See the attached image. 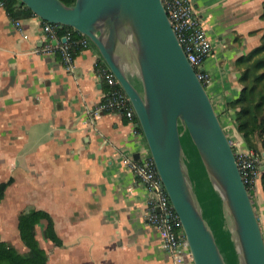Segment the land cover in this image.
I'll use <instances>...</instances> for the list:
<instances>
[{
	"label": "crops",
	"instance_id": "crops-1",
	"mask_svg": "<svg viewBox=\"0 0 264 264\" xmlns=\"http://www.w3.org/2000/svg\"><path fill=\"white\" fill-rule=\"evenodd\" d=\"M188 2L212 45L204 87L223 129L235 132L237 61L261 44L264 0ZM48 42L40 18L13 20L0 5V182L12 179L0 203L1 241L26 253L18 215L34 208L50 215L61 241L44 238L45 221L35 228L47 264H171L147 222L149 193L118 155L138 159L143 134L114 112L90 124L105 91L94 76L98 50H80L70 75L58 54L39 51ZM254 193L264 204L260 180Z\"/></svg>",
	"mask_w": 264,
	"mask_h": 264
},
{
	"label": "water",
	"instance_id": "water-1",
	"mask_svg": "<svg viewBox=\"0 0 264 264\" xmlns=\"http://www.w3.org/2000/svg\"><path fill=\"white\" fill-rule=\"evenodd\" d=\"M19 1L42 21L72 28L98 50L134 109L193 264L226 262L184 168L180 127L187 131L223 203L240 263L264 264V237L232 145L162 0H76L71 6L60 0ZM128 41L137 81L123 59Z\"/></svg>",
	"mask_w": 264,
	"mask_h": 264
},
{
	"label": "built area",
	"instance_id": "built-area-1",
	"mask_svg": "<svg viewBox=\"0 0 264 264\" xmlns=\"http://www.w3.org/2000/svg\"><path fill=\"white\" fill-rule=\"evenodd\" d=\"M162 4L187 60L194 68L202 85H208L211 79L203 69V65L212 55V45L200 15L188 0H162ZM41 22L43 34L49 42L42 46L39 51L58 54L66 71L70 75H74L76 71V47L80 46L85 49L90 46L91 42L87 38L79 42L72 41L70 33L59 37L58 25L42 20ZM15 25L20 28V22H15ZM26 37L24 36V38ZM94 76L105 87V91L97 109L89 112L90 124H94L103 112H114L123 115L142 134L127 95L103 60L95 64ZM234 153L243 183L248 191H255L261 175L260 159L252 151H245L241 154L235 151ZM118 155L149 193L147 222L157 232L162 248L170 256L171 264H184L186 261L193 264L182 225L158 175L148 147H145L138 159L123 153H118Z\"/></svg>",
	"mask_w": 264,
	"mask_h": 264
},
{
	"label": "trees",
	"instance_id": "trees-1",
	"mask_svg": "<svg viewBox=\"0 0 264 264\" xmlns=\"http://www.w3.org/2000/svg\"><path fill=\"white\" fill-rule=\"evenodd\" d=\"M67 6H71L76 0H60ZM2 8L6 14L13 20L26 18L33 13L21 5L19 0H0ZM264 19V13L262 15ZM58 35L63 37L70 33L72 41L79 42L85 37L72 28L58 26ZM82 50V47H76L75 56ZM239 69V82L242 86L238 99L229 104V107L235 110L234 124L246 148L253 151L261 162L260 183L264 195V156L257 153L256 147L252 141L254 135L263 137L264 140V33L261 44L256 49L241 57L237 61ZM264 146V141H263ZM12 179L7 182H0V203L5 197L8 186ZM252 191H249L250 196ZM46 222L43 231L44 238L52 241L56 246L61 245L60 239L54 232L53 220L50 215L44 211L29 208L21 211L18 215L19 237L27 252L21 254L12 245L1 241L0 239V264H47V255L40 248L35 235V228Z\"/></svg>",
	"mask_w": 264,
	"mask_h": 264
},
{
	"label": "rangeland",
	"instance_id": "rangeland-1",
	"mask_svg": "<svg viewBox=\"0 0 264 264\" xmlns=\"http://www.w3.org/2000/svg\"><path fill=\"white\" fill-rule=\"evenodd\" d=\"M126 45H128V55H130L131 57H129L128 59L127 55L126 57H123V59L124 61H126L128 73L131 75L134 81H137L135 74L136 68L134 60L132 59L133 57L131 54L130 41H128ZM234 131L235 132H232L231 130L225 131L232 145L233 151H236L240 154L245 153V151H251L246 148V145L241 139L236 128ZM180 132L183 142L184 168L188 175L189 182L195 194L198 205L202 211V214L215 236L216 242L220 247L226 264H241L234 234L232 231V224L229 220L228 215L226 214L223 203L213 184L211 183L207 172L199 158L196 148L192 144L188 136L187 131L180 127ZM252 141L254 143V146L256 147L257 153H262V156H264L263 137L254 135L252 137ZM254 192L255 191L251 192L252 195L250 197L264 237V204L255 199L256 196Z\"/></svg>",
	"mask_w": 264,
	"mask_h": 264
},
{
	"label": "flooded vegetation",
	"instance_id": "flooded-vegetation-1",
	"mask_svg": "<svg viewBox=\"0 0 264 264\" xmlns=\"http://www.w3.org/2000/svg\"><path fill=\"white\" fill-rule=\"evenodd\" d=\"M128 57H131L130 55Z\"/></svg>",
	"mask_w": 264,
	"mask_h": 264
}]
</instances>
